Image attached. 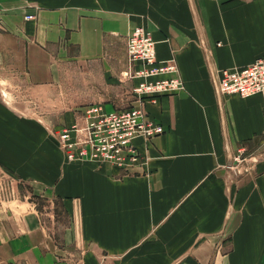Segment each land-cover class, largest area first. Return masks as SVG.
I'll return each instance as SVG.
<instances>
[{
  "label": "crops",
  "instance_id": "0c3cea01",
  "mask_svg": "<svg viewBox=\"0 0 264 264\" xmlns=\"http://www.w3.org/2000/svg\"><path fill=\"white\" fill-rule=\"evenodd\" d=\"M0 11V52L29 89L53 95L35 114L0 104V163L67 218L60 244L21 199V215L0 220V264H71L73 245L77 264H264V99L216 86L264 57V0H0ZM139 25L184 80L146 100L164 132L135 139L148 155L135 173L69 159L59 132L83 115L71 105L130 99L127 39Z\"/></svg>",
  "mask_w": 264,
  "mask_h": 264
},
{
  "label": "built area",
  "instance_id": "2783aa9c",
  "mask_svg": "<svg viewBox=\"0 0 264 264\" xmlns=\"http://www.w3.org/2000/svg\"><path fill=\"white\" fill-rule=\"evenodd\" d=\"M127 49L126 74L137 80L133 105L111 110L100 104L89 105L80 121L59 132L60 144L69 159L99 162L124 173H135L148 159L135 139L150 142L164 132L163 125L150 117L145 103L147 99L184 89L176 59L158 60L152 32L141 25L130 31ZM216 86L220 94L236 93L244 97L261 94L264 99V57L243 68L225 70L216 80Z\"/></svg>",
  "mask_w": 264,
  "mask_h": 264
},
{
  "label": "rangeland",
  "instance_id": "374dc122",
  "mask_svg": "<svg viewBox=\"0 0 264 264\" xmlns=\"http://www.w3.org/2000/svg\"><path fill=\"white\" fill-rule=\"evenodd\" d=\"M5 30L8 29L3 20V12L0 11V32ZM17 70L14 60L3 56L0 52V104L8 100L13 108L22 107V110L26 111L27 114H35L38 110L46 112L47 107H50V105L46 103V100L48 96L53 95L50 93L48 95L44 91L38 93L33 92L32 89L26 86L27 83L24 81V75ZM123 77L125 79L124 82L131 80L127 74H123ZM87 91L89 92V90ZM92 93H94V90H92ZM129 95H131L130 99L126 103L107 107L110 109L131 107L134 103L135 96L133 91ZM59 96H63L62 90H59L56 98ZM89 105H92V103L75 104L71 105V108L75 112V116L78 117L83 114L84 110ZM56 107L59 106L56 105ZM50 123L59 125L57 124V120H51ZM21 199L33 202L32 205L42 214V219L50 226H54L50 231L52 237H54L58 243L62 244V233L58 230V226L64 222L66 224L67 218L60 202L57 200L54 202L47 201L45 197L36 193L32 186L21 183L14 174L0 163V220L8 219L14 222L15 216L21 215ZM70 236V241L74 240V235L71 234ZM69 246H72V242ZM82 251L81 248H76L73 245L71 248H66L65 253L62 255L68 258L70 257L71 264H77L78 256Z\"/></svg>",
  "mask_w": 264,
  "mask_h": 264
}]
</instances>
